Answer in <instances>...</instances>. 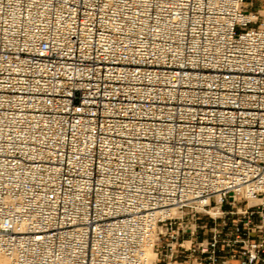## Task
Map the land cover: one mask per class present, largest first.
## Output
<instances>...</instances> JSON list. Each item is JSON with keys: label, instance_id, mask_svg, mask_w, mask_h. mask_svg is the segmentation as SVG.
Returning a JSON list of instances; mask_svg holds the SVG:
<instances>
[{"label": "built area", "instance_id": "obj_1", "mask_svg": "<svg viewBox=\"0 0 264 264\" xmlns=\"http://www.w3.org/2000/svg\"><path fill=\"white\" fill-rule=\"evenodd\" d=\"M249 1L0 0V260L264 264Z\"/></svg>", "mask_w": 264, "mask_h": 264}, {"label": "rangeland", "instance_id": "obj_2", "mask_svg": "<svg viewBox=\"0 0 264 264\" xmlns=\"http://www.w3.org/2000/svg\"><path fill=\"white\" fill-rule=\"evenodd\" d=\"M249 6L253 10L263 11L264 10V0H253L252 2L249 1Z\"/></svg>", "mask_w": 264, "mask_h": 264}, {"label": "bare ground", "instance_id": "obj_3", "mask_svg": "<svg viewBox=\"0 0 264 264\" xmlns=\"http://www.w3.org/2000/svg\"><path fill=\"white\" fill-rule=\"evenodd\" d=\"M256 202H258V201H257V200L251 201V203H256ZM149 258H150V259H149V262H148L147 264H152V263L154 262V260H155V255H154V253L151 252V253L149 254ZM0 264H8V263H7V261H6L5 259L2 258V259L0 260Z\"/></svg>", "mask_w": 264, "mask_h": 264}]
</instances>
